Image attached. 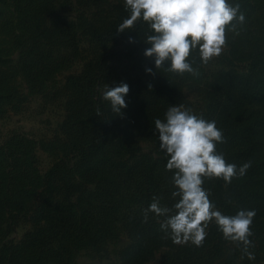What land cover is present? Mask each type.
<instances>
[{
	"label": "rangeland",
	"instance_id": "374dc122",
	"mask_svg": "<svg viewBox=\"0 0 264 264\" xmlns=\"http://www.w3.org/2000/svg\"><path fill=\"white\" fill-rule=\"evenodd\" d=\"M228 3L245 20L206 64L191 51L193 75L156 69L140 22L117 32L125 0H0V264H264V0ZM121 82L116 115L101 93ZM172 105L216 122L227 163H262L245 201L239 180L204 178L223 214L256 210L254 259L214 220L202 246L144 220L154 196L173 211L179 199L154 125Z\"/></svg>",
	"mask_w": 264,
	"mask_h": 264
},
{
	"label": "clouds",
	"instance_id": "9594fccd",
	"mask_svg": "<svg viewBox=\"0 0 264 264\" xmlns=\"http://www.w3.org/2000/svg\"><path fill=\"white\" fill-rule=\"evenodd\" d=\"M129 15L118 26L117 32L135 28L139 22L149 26L151 34L146 35L150 44L144 51L147 57H155L156 69L170 64L169 71L197 74L188 62L191 51L199 49L203 63L219 56L226 46V29L235 30L233 21L243 23L245 17L228 0H125ZM132 39L131 37L129 38ZM146 72L152 73L151 68ZM151 87V85L149 86ZM130 88L121 82L116 86H104L101 99L108 101L116 115H122L127 107L125 97ZM96 114L101 115L97 109ZM158 131L160 148L169 157L166 168L173 171L176 190L173 197H179L174 209L161 206L160 198L154 196L144 210L148 214L163 216L161 229L170 230L174 243L191 241L202 246L208 224L213 220L225 239L242 243L249 259L254 254L248 251L253 235L251 225L256 210L241 209L235 215H225L209 200L208 190L203 188L204 178H222L231 183L234 177L244 176L251 161L237 169L234 163H227L223 154L217 152V144L224 142L221 129L214 120H206L183 105H172L165 113V119L154 122Z\"/></svg>",
	"mask_w": 264,
	"mask_h": 264
},
{
	"label": "trees",
	"instance_id": "16d2710c",
	"mask_svg": "<svg viewBox=\"0 0 264 264\" xmlns=\"http://www.w3.org/2000/svg\"><path fill=\"white\" fill-rule=\"evenodd\" d=\"M139 26H140V29H141L143 36H146L147 34H151L149 26L146 23L140 22ZM109 135H110L109 129H105L103 132L102 141H106L108 139ZM243 164H241V165L238 164L237 169H239V167L242 166ZM261 170H262V163L253 162V163H251V167L247 169L246 174L244 176L238 175L237 177L233 178V179L239 180V185H241V189L244 190V192H242L240 194V196L243 198L242 201H245V199H247L251 195L253 197H255V196H258L260 193H262V192L254 191L255 187L260 185V183H261L260 178H259ZM49 175L51 177V173ZM148 179H149V183L151 186L150 189H152L154 186V183H155L154 178L152 175H150ZM204 187H205V183H203V188ZM53 189H54L53 182L51 181V178H49L48 187H47V191H46L47 199L52 197ZM43 206H44V203L42 204V208H43ZM227 264H231V263H229V261H227Z\"/></svg>",
	"mask_w": 264,
	"mask_h": 264
}]
</instances>
